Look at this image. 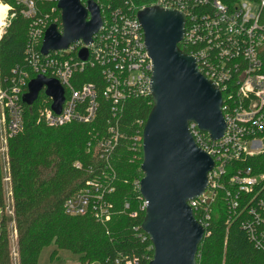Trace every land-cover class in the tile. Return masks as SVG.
Masks as SVG:
<instances>
[{"label":"built area","instance_id":"built-area-1","mask_svg":"<svg viewBox=\"0 0 264 264\" xmlns=\"http://www.w3.org/2000/svg\"><path fill=\"white\" fill-rule=\"evenodd\" d=\"M54 1L57 4V0ZM148 6L173 9L185 15V32L180 45L195 58L199 71L214 82L222 94L221 110L227 127L221 139L211 141L206 133L190 125L196 144L211 156L214 167L208 175L209 183L204 194L188 205L194 216L198 213L199 219L195 218L204 227L206 235L212 205L220 190H225V202L230 212L238 209V198L242 194L251 193L255 186L262 184L257 207L247 212L253 217V223L262 224L264 175H252L251 169L247 168L228 178L225 176L231 163L264 152V0H119L111 10L100 7L102 26L93 35L90 45L79 41L64 51L47 55L40 52L43 36L57 19L48 23L49 16L41 15L38 0H0V42L14 20L22 18L28 22L26 65L22 69H13L11 77L0 74V151L6 154L8 162V139L23 129L22 98L28 91V83L38 75L57 80L64 89V103L59 114L51 110L52 101L43 91L39 95L44 96L48 104L39 102L36 114L38 120L48 126L94 120L97 87L84 84L75 89L70 83L73 75L88 65L101 68L104 83L101 96L112 102L113 119L121 112L124 101L150 97L151 60L137 19V12ZM56 10L57 7L51 11ZM84 48L88 59L81 61L78 54ZM38 101L39 98L34 104ZM117 127V122L107 120V137L97 145L101 152H107L118 141ZM139 146L142 149L141 136ZM6 180L9 181L8 174ZM110 208L111 205L103 200L100 183L96 181L88 182L64 202L67 215L90 213L100 222L109 221ZM246 226L251 228V237L255 240L252 224L247 221ZM260 229L259 247L264 242V227ZM147 240L143 234L142 241ZM115 264L141 262L126 258L115 261Z\"/></svg>","mask_w":264,"mask_h":264},{"label":"trees","instance_id":"trees-1","mask_svg":"<svg viewBox=\"0 0 264 264\" xmlns=\"http://www.w3.org/2000/svg\"><path fill=\"white\" fill-rule=\"evenodd\" d=\"M87 1L81 0L83 4ZM93 1L105 11L119 2ZM38 7L42 16H49L48 23L57 19L55 23L60 27V12L51 11L56 1L38 0ZM27 26L26 20L17 18L0 42L2 77H11L13 69L26 65ZM180 48L187 51L182 45ZM100 70L98 65H88L70 81L75 89L84 84L97 87L96 116L91 122L48 126L36 114L39 102L48 104L44 96L37 104L24 105L23 129L8 139L7 146L12 218L4 216L0 177V264H12L13 233L18 264H38L41 252L51 245L55 248L49 255L50 264L61 250L78 256L81 264H115L126 258L147 264L151 260V244L149 240L142 241L144 209L137 184L142 178L140 136L152 101L149 96L124 101L121 112L113 119L112 102L101 96L104 83ZM108 119L118 123L119 138L111 149L101 152L97 145L107 137ZM247 168L252 175H264V152L231 163L225 177ZM92 181L100 183L103 200L111 205L107 222L96 220L90 213L70 216L64 211L65 200ZM262 188L259 184L251 193L242 194L238 209L230 212L225 190L219 191L207 234L198 248L197 264H264V242L257 246L264 222L253 223L247 213L257 207ZM195 217L199 219L198 213ZM247 221L252 224L255 240Z\"/></svg>","mask_w":264,"mask_h":264},{"label":"water","instance_id":"water-1","mask_svg":"<svg viewBox=\"0 0 264 264\" xmlns=\"http://www.w3.org/2000/svg\"><path fill=\"white\" fill-rule=\"evenodd\" d=\"M60 29L51 24L40 52L64 51L81 41L88 46L102 26L101 9L93 0H57ZM144 47L151 60L149 93L152 108L143 126L142 162L138 192L144 203L141 231L148 237L153 255L147 264H197L205 229L188 202L202 196L214 161L195 142L191 126L211 141L226 131L222 94L198 69L194 57L180 48L185 15L173 9L148 6L137 12ZM88 59L87 49L79 54ZM22 103L32 106L40 93L51 99L59 114L64 89L51 78L38 75L28 83Z\"/></svg>","mask_w":264,"mask_h":264},{"label":"rangeland","instance_id":"rangeland-1","mask_svg":"<svg viewBox=\"0 0 264 264\" xmlns=\"http://www.w3.org/2000/svg\"><path fill=\"white\" fill-rule=\"evenodd\" d=\"M264 147V142H263ZM6 154L0 151V177L2 182L3 188V198H4V207L3 212L6 218H12V199H11V190H10V183L6 180L7 170H6ZM0 217H1V210H0ZM12 226V224H10ZM10 248H11V259L12 264H18V258L16 255V246H15V233L10 236ZM54 246L51 245L48 248H45L38 260V264H50L49 263V255L54 250ZM52 264H81L79 262V257L73 255L68 251H58L57 254L54 256Z\"/></svg>","mask_w":264,"mask_h":264}]
</instances>
